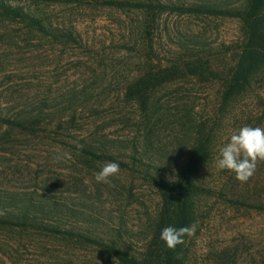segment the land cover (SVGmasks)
<instances>
[{
  "label": "rangeland",
  "instance_id": "rangeland-1",
  "mask_svg": "<svg viewBox=\"0 0 264 264\" xmlns=\"http://www.w3.org/2000/svg\"><path fill=\"white\" fill-rule=\"evenodd\" d=\"M240 9L249 0H161ZM35 21L0 11V118L38 122L28 132L0 123V218L43 230L0 227V264H119L87 236L141 258L162 209L158 182L176 180L195 148L207 156L192 198L196 232L182 264H264V161L245 183L219 170V148L244 126L264 128V69L224 103L245 39L238 19L182 11L159 14L151 36L136 10L76 3H9ZM195 65L153 90L146 105L126 97L149 69ZM114 158L110 184L94 174Z\"/></svg>",
  "mask_w": 264,
  "mask_h": 264
},
{
  "label": "trees",
  "instance_id": "trees-1",
  "mask_svg": "<svg viewBox=\"0 0 264 264\" xmlns=\"http://www.w3.org/2000/svg\"><path fill=\"white\" fill-rule=\"evenodd\" d=\"M35 2L44 5H65L76 3L88 7H100L112 10H136L145 16L144 28L146 34L151 36L154 31L159 14L165 11H182L185 13L227 17L240 20L245 27V39L239 56L238 63L231 76L222 80L223 102L228 103L245 93L251 85L253 77L264 69V0H249L247 7L240 9L217 8L209 3H198L190 6H175L166 4L161 0H0V11L10 18H20L35 25V21L25 14L18 12L9 3L11 2ZM180 75L197 77L202 81L217 79L195 65H173L164 68L149 69L140 79L131 83L126 90L128 99H135L142 105H146L153 90L163 84L177 79ZM0 123L15 127L22 132L31 131L38 122L31 118L11 120L0 118ZM81 153L98 160L116 162L113 157L99 155L85 148H76ZM207 153L200 145L191 153L185 167L177 174L174 181L158 182V189L162 199V209L156 226L153 239L142 257L131 256L125 250L120 249L115 243H99L87 236H75L82 243L99 245L107 256L115 259L119 264H182L180 252L181 243L175 248L169 249L160 239L162 228L173 226L176 228L189 226L192 223V198L202 190L197 181L201 165L204 163ZM118 163V162H117ZM0 227L43 230L46 233L62 234L60 230L43 228L31 222H20L0 218ZM185 236V235H184ZM184 238V237H183Z\"/></svg>",
  "mask_w": 264,
  "mask_h": 264
},
{
  "label": "clouds",
  "instance_id": "clouds-1",
  "mask_svg": "<svg viewBox=\"0 0 264 264\" xmlns=\"http://www.w3.org/2000/svg\"><path fill=\"white\" fill-rule=\"evenodd\" d=\"M258 160L264 161V128L244 126L219 148L215 165L219 170L234 173L236 180L245 183L254 174ZM119 171L117 162H107L94 174V179L97 183L110 184ZM195 232V224L180 228L169 225L162 228L160 239L172 249L183 242L184 235L192 236Z\"/></svg>",
  "mask_w": 264,
  "mask_h": 264
}]
</instances>
